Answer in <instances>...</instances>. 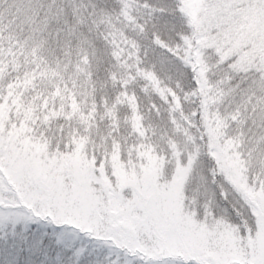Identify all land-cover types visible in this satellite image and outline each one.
<instances>
[{
	"label": "snow or ice",
	"instance_id": "snow-or-ice-1",
	"mask_svg": "<svg viewBox=\"0 0 264 264\" xmlns=\"http://www.w3.org/2000/svg\"><path fill=\"white\" fill-rule=\"evenodd\" d=\"M119 6L115 23L111 16L98 22L93 20L89 32L95 30L111 44V55L119 69H135L136 76L148 81L161 98L166 99L165 93L171 89L161 87L156 74L141 67L140 49L116 24L132 25L133 31L149 40V48L161 50L181 62L189 70L186 86L193 95L205 97L202 129L206 128L207 134L201 131L202 144L197 151L203 147L210 158L218 157L214 133L228 117L222 120L213 113L212 119L208 118L209 102L219 97L205 78L207 69L201 53L206 48L213 49L216 67L223 73L219 83L227 79L231 86V81L239 77L235 87L250 98L257 97L253 110L264 113V0H161L156 4L148 0H119ZM69 7L76 16L79 9L74 0H70ZM92 8L95 10L96 6ZM134 12L141 13L140 17H135ZM138 19H143V23L137 22ZM85 20L81 17L77 23L83 25ZM101 25L105 26L104 32L99 31ZM245 53L248 57L242 62L240 58ZM21 54L33 58V80L36 75H56L38 56L36 48ZM83 63H88L86 58ZM111 78L115 82L116 74ZM60 93L57 88L50 95ZM123 95L135 113L134 99ZM5 100L7 97L0 95V104ZM117 102L122 101L118 98ZM71 108L72 115L79 111L75 100ZM246 113L247 108L244 116L237 110L230 118L243 124L247 121ZM59 115L45 104L43 113L36 117L39 126L28 124L30 132L40 135L25 133L15 151L10 148L12 125L0 127V264H29L32 254L42 251L47 244L49 235L65 248L74 247L75 240L71 237H76L114 250L117 260L112 264H118L121 252L133 258L127 264H264V165L258 171H249L246 160L239 158L243 155L240 153L234 163L246 173V179L238 181L231 176L221 179L220 187L212 190L211 199L202 208L197 207L194 218L189 215L182 222H165L158 218L141 191L126 188L117 191L114 198L104 193L82 192L73 162L80 158L84 140L66 133L63 125L45 126V121ZM196 116L199 118L200 113L196 112ZM81 118L87 122L83 114ZM133 119L138 126L140 117L134 115ZM260 129L257 145L259 152L264 153V119L260 121ZM237 145V141L228 140L223 151L235 152ZM251 158L250 151L248 159ZM195 159L192 157L189 164ZM216 162L219 163V157ZM100 164V158L96 157L95 167ZM220 171L223 172L222 165ZM187 172L188 168H180L170 185L169 177L162 175L157 196L163 200L169 187L178 189ZM216 174L213 169V175ZM213 200L226 210L227 219L213 207ZM209 208L213 210L208 211ZM85 251V247L75 251L77 264Z\"/></svg>",
	"mask_w": 264,
	"mask_h": 264
},
{
	"label": "trees",
	"instance_id": "trees-1",
	"mask_svg": "<svg viewBox=\"0 0 264 264\" xmlns=\"http://www.w3.org/2000/svg\"><path fill=\"white\" fill-rule=\"evenodd\" d=\"M69 2L70 0H0V93L2 92V95L14 86L19 89L16 91L20 95L23 86L26 94H22L21 97L26 108L30 105L41 107L48 101L54 106L58 105L55 109L59 112H61L60 106L67 105L66 108H70L75 100L79 106H83L82 109L87 108L89 111L87 118L92 117L93 120L100 121L101 134L109 131L106 122L110 120L114 122L116 119L119 123L117 126L121 130L128 127L127 122H131L132 107L129 101L124 99V93L134 99L135 104L138 105V113L148 125L152 123L150 127L161 129L165 135H173L174 132L179 131H175L172 120L174 114H195L194 119L200 124L199 121L203 115L201 107L205 97L199 93L193 95L191 88L186 86L185 79L189 70L181 62L167 57L161 50L149 48V40L138 31H133L132 25L116 24L117 28H123L124 36L135 42L140 49L141 67L154 72L161 82V87L171 89L170 93H165L166 99L161 98L148 81L136 76L135 69H119L111 55V44L95 30L89 32L88 26L93 20L98 22L111 16L115 23V17L120 10L119 0H74L75 7L79 9L76 16L73 15ZM148 2L156 4L161 0H148ZM92 5L96 6L95 10ZM133 15L139 18L141 13L134 12ZM81 17L86 18L83 25L77 23ZM137 22L143 23V19H138ZM71 29L75 31L70 32ZM99 31L104 32L105 26L101 25ZM149 36L151 37V33ZM32 48H36L42 61L55 70V76L36 75L33 80L35 68L31 62L33 58L30 56L26 58L21 54L29 52ZM85 58L88 61L87 64L83 63ZM210 72L213 74L210 77L211 83L214 79L221 80V74L215 70ZM113 74H116L115 82L111 78ZM29 80L32 83H28ZM125 80L128 81L127 84H123ZM48 83L52 85L50 94L55 93L59 88L60 95L42 96ZM234 83L235 80L231 81V84L234 85ZM214 84L216 83L210 85ZM232 87H224V100L228 97V101L233 97L239 100L247 95L240 88L234 90ZM243 87L244 85H241V88ZM227 90H230L231 95L226 94ZM44 97L48 98L42 101L41 98ZM118 98L122 102H117ZM256 100L257 97L253 102L249 101L248 109L254 103L256 105ZM177 104L180 106L176 107ZM227 104L228 102H225L224 106ZM85 105L86 108H84ZM68 110L71 112L72 108ZM109 110L112 111L111 115L108 114ZM196 112L200 113L199 118ZM247 117L251 120L243 126V135L251 144L253 138L259 139L260 121L264 119V113L252 109V118L250 115ZM219 118L224 120L223 114ZM62 121L64 118L61 116L52 119V123ZM224 126L225 132L232 127L230 123H224ZM192 128L189 123L186 124V129L191 130L198 137L202 130L207 134L206 128H196L198 132ZM65 132H69L70 135L75 134L71 132V129L69 131L65 129ZM176 134L179 135V133ZM201 144L202 141L199 140L198 146ZM207 151L206 148L201 147L198 152L204 156L207 167L212 168L214 160L213 157L208 156ZM202 156L200 158H203Z\"/></svg>",
	"mask_w": 264,
	"mask_h": 264
},
{
	"label": "rangeland",
	"instance_id": "rangeland-1",
	"mask_svg": "<svg viewBox=\"0 0 264 264\" xmlns=\"http://www.w3.org/2000/svg\"><path fill=\"white\" fill-rule=\"evenodd\" d=\"M247 57L248 54L245 53L240 59L244 62ZM201 58L204 62V67L207 69L205 78L208 80L209 85L216 83L211 85L212 92L219 97V99L209 102L208 118L211 120L213 113L218 117L223 114V118L228 117L227 120H224V123H230V126H232L225 132V126L223 125L214 133L215 143L219 149V163L216 162L218 157L213 156L214 163H212V168L211 166L210 168L207 167L204 156L196 151L199 137L197 134L194 135L191 130L186 129V124L189 123L190 127H193L192 129L198 132L196 128H201L204 123L203 115L200 118V124H198V121L194 119L195 114H174L172 120L175 124V131L179 130L176 132L179 135L175 132L173 135H165L161 129L150 127L152 123L148 125L147 121L138 113V105L135 104L136 111L133 113L130 110V114L132 113L133 117L134 115L140 117L138 126H136L132 118L131 122H127L129 123L128 127H124L121 130L117 126L119 123L114 119V122L111 120L106 122L109 131L101 134L99 120H93L92 117H88L87 122H85L81 118V114L84 117L88 116L89 111H87L86 105L84 106L86 109H82L83 106H79V111L74 115H72L73 110L71 112L68 110L71 107L66 108L67 105L60 106L61 112H59L55 109V106L58 105L53 108V105L48 101L41 107L30 105L26 108V105L22 103L23 99L21 97L22 94H26L24 92L25 88L21 87L23 89L20 90L21 93L19 95L17 93L19 89L14 86L3 94L7 97V100L0 104V127L8 124L12 125L10 148L15 151L16 144L22 143L20 137L24 136L25 133L40 135V133L30 132L28 124L32 122V124L39 126L40 121L36 119L37 114L43 113L45 104H47L49 110L58 112L59 116L64 118V121L58 123H52V120L45 121V126L48 123L53 127L63 125L64 129L68 131L71 129V132L75 133L72 136L84 140V148L81 151L80 158L73 162L74 174L80 180L82 192L92 195L104 193L110 198H114L117 191L129 188L141 191L145 196L146 202L155 208L158 218L165 222H182L183 218L189 215L194 218L197 207L202 208L206 201L211 199V192L214 188L220 187L221 179H226L228 176L238 181L246 179V173L241 171L234 163L240 153H243V155L239 156V158L246 160L245 167L249 171H258V167L264 165V153L259 152L257 145L259 139L253 138L250 144L244 138L245 135H243V126L251 120L247 116L250 115L252 118V109L255 105L254 103L248 109V104L249 101H254L255 96L250 98L249 94H247L239 100H236V97H233L230 101H228L229 97L224 100V87H230L227 79H225L226 82L224 81V83H219L215 79L211 83L210 79L211 75H213L210 71L214 70L221 74V79L223 78V73L218 72L219 70L216 67L215 51L211 48H206L202 51ZM238 82L239 77L235 79L234 85L231 84L234 90L237 89L235 85ZM51 88V83H48L42 96L49 95ZM229 91H226L227 95H231ZM221 92L223 95H220ZM211 94L210 92L209 95ZM0 95H2V92ZM47 98L44 97L43 100ZM225 102H228L227 106H224ZM201 108L202 114L203 107ZM245 108H247L246 123L241 124L238 121L231 120V115L237 110L244 116ZM224 112H226V115H224ZM113 113L115 115V112ZM92 114H94L93 111ZM69 115H72L74 120L68 119ZM141 132L144 134L141 135ZM189 136L192 137L191 140ZM228 140L238 142L235 152L231 149L226 153L223 151L224 145ZM173 145H175V149H173ZM194 150L195 152H193ZM250 151L253 154V158L249 160L248 154ZM199 155L203 158H200ZM96 157L101 160L99 168L95 167ZM192 157H196V159L189 164V160ZM221 165L223 166V172L220 171ZM180 168H188L187 174L184 175L178 189L169 187L163 200H161L156 194L161 176L169 177L168 184L170 185L172 181L176 180L177 172ZM213 169H216L217 172L215 176L213 175ZM97 172L99 175H96ZM113 184H115V187H113ZM189 206L192 208L191 212L189 211ZM213 207L221 216L227 219L226 210L216 205L214 200ZM212 210L213 208L208 209V211ZM50 232L51 230H49ZM71 239L75 240V246L65 248L57 245L55 237L49 235L47 244L42 251L32 254V257L29 258V264H77V258L74 253L80 247H85L86 251L79 258L78 264H112L113 261L117 260V252L114 250L94 245L76 237H71ZM132 260V257H125L122 252L119 253L118 264H127L128 261Z\"/></svg>",
	"mask_w": 264,
	"mask_h": 264
}]
</instances>
